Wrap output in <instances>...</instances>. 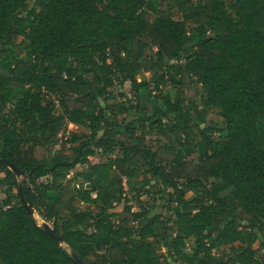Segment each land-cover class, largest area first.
I'll list each match as a JSON object with an SVG mask.
<instances>
[{"label": "trees", "instance_id": "1", "mask_svg": "<svg viewBox=\"0 0 264 264\" xmlns=\"http://www.w3.org/2000/svg\"><path fill=\"white\" fill-rule=\"evenodd\" d=\"M117 81L134 105H109ZM0 159L24 173L0 165V264H160L147 239L181 264H264V0H0ZM152 180L161 208L133 210Z\"/></svg>", "mask_w": 264, "mask_h": 264}, {"label": "rangeland", "instance_id": "2", "mask_svg": "<svg viewBox=\"0 0 264 264\" xmlns=\"http://www.w3.org/2000/svg\"><path fill=\"white\" fill-rule=\"evenodd\" d=\"M192 1H202V0H192ZM32 5V3H29V6ZM162 8L163 10H167L168 13L173 14L174 17H178L176 14V8H174L171 4L170 1H163L162 2ZM146 19L148 21L152 20V17L150 15L146 16ZM19 41V39H18ZM156 74H160L159 72H157ZM145 78L147 80L151 79V74L146 73ZM136 79L139 81L140 77L137 76ZM119 82L117 81L116 84L114 85V87L112 88V94H113V99L108 102L109 105L114 104H118V103H124L126 106L130 105H134V101H133V95L132 92L130 90L129 84L126 82L124 84H122L121 86L118 84ZM167 96L170 100H173L174 96H175V89L168 87L167 88ZM149 92V91H148ZM119 94L123 95V98L119 97ZM152 101V100H151ZM151 101L149 102V100L147 101V99L143 100V102L141 103V109L143 112L149 114V112H152V106ZM101 106L105 105L104 103H100ZM184 108L187 109H191L193 110L194 108L196 110L201 109L200 107V103L199 100L197 99L195 101L194 105H187V104H183ZM124 116L119 115L117 116V119H122ZM127 118L131 119V116H127ZM193 123V122H192ZM206 126H216V127H223V122L222 119L219 117L218 113L216 110L214 109H208L207 113H206V117L205 120L203 122V124H201V127H206ZM194 132H196V130H194ZM68 133H85V129L80 128V127H76L72 124H68L67 126V133L65 134L64 138H60L58 146L56 147L57 149L59 148H63L64 152L70 156V151L68 150V145L65 144V139L67 138V134ZM60 137V136H59ZM158 137L155 135L154 130H152L149 134L146 135L145 137V145L146 147L150 148V149H155L156 147V141H157ZM36 154L38 157L43 156L46 154V150L45 149H36ZM104 160V159H102ZM0 177H3V172L0 169ZM143 177L147 178V179H153L150 175H142L140 174L137 178V181H140L141 179H143ZM68 178H71V175L68 176ZM19 182L23 181V178H18L17 179ZM44 179L39 180L37 183H41L43 182ZM78 185H80L79 182H77ZM152 188L149 187H143L142 191L140 193H136V192H132L128 195L129 199H131L132 203H130V205L132 206L133 210H138V204L136 203V201L138 200V198L141 200V205L142 207L145 208H150L152 206H157L159 209L161 208V204L160 202L157 200L158 196L156 195H147L145 193V191H149L151 193H153L154 191L159 190V185L154 183V181L152 180ZM4 197V188H0V199ZM124 205V201L121 200L118 203H116V205L114 206L113 209H111L109 212H119L122 207ZM128 205V204H127ZM75 208L78 210H93V206H88L83 204L82 202H75L74 204ZM162 210V209H161ZM165 213V212H164ZM33 217L35 218L37 224L39 226H41L43 223H47L50 227H52V222H45L43 221V219L36 213L33 211ZM159 237L162 235V232H158ZM147 241L153 246L156 255L159 258V262L160 264H181L179 262H175V261H171L166 253V249L164 247L163 242H158L156 239H147ZM188 243L186 244V252H191L194 244L192 240L187 241ZM63 247H65V245L62 244ZM254 247L258 248L259 247V243L256 242L254 244ZM259 254V253H258Z\"/></svg>", "mask_w": 264, "mask_h": 264}, {"label": "water", "instance_id": "3", "mask_svg": "<svg viewBox=\"0 0 264 264\" xmlns=\"http://www.w3.org/2000/svg\"><path fill=\"white\" fill-rule=\"evenodd\" d=\"M0 165L5 166L6 168H8L14 175L15 177L18 178H24V173L17 167H15L12 163L4 160V159H0ZM18 193L20 195V200L21 203L23 205V207L27 210V212L33 216V210L27 205L25 199L23 198L22 195V187H21V183H19L18 185ZM41 227L44 229V231L49 235V237H51L54 241H56L59 245H62L63 242V238L56 235L54 233V230L52 227H50L47 223H43L41 225ZM70 256L73 259V261L75 262V264H83L82 261L76 256L75 253L70 252Z\"/></svg>", "mask_w": 264, "mask_h": 264}]
</instances>
